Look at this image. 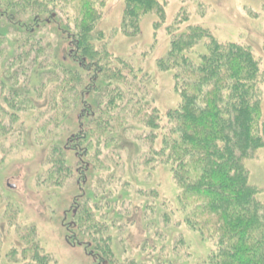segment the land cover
Listing matches in <instances>:
<instances>
[{
    "label": "rangeland",
    "instance_id": "1",
    "mask_svg": "<svg viewBox=\"0 0 264 264\" xmlns=\"http://www.w3.org/2000/svg\"><path fill=\"white\" fill-rule=\"evenodd\" d=\"M157 1L163 6V17L155 13L143 16L138 32L131 37L121 30L123 1L104 0L98 7L100 18L93 32L96 46L104 45L112 60L122 59L136 67L138 81L148 87L152 107L164 114L177 104L172 74L161 70L158 60L167 53L168 33H179L193 25L208 30L219 42H234L250 49L259 62L260 104L264 113V0ZM64 15L65 12L61 16L67 22ZM29 21L27 16L18 19L19 23ZM37 30L44 50L57 51L58 58L67 56L72 38L67 35L66 43L56 44L49 35L50 26L44 29L38 25ZM16 38L12 35L3 44L13 45ZM45 57L47 60L49 53ZM7 58L0 60V87H4L2 91L0 88V126H6L0 131V263L8 262L13 251L16 259L22 261L26 243L19 235L24 229H32L47 264H102L93 244L97 239L91 234L94 229L110 236L112 254L107 264H202L210 242L181 222L176 201L179 190L168 167L144 164L146 142L141 136L142 126L125 122L108 130L112 136L94 148L95 157L86 153L82 158L78 145L69 139L80 138V133L86 132L79 125L82 105L86 102L94 106L100 90L84 94L78 102L67 101L63 112L62 95L57 96V107L50 104L51 89L55 87L52 80L60 78V70L47 68L48 61L39 58L43 62L39 66L28 61L32 66L28 73L19 68L7 71ZM74 59H68L67 68L80 67V61ZM95 69L93 63L77 71L88 83L96 75ZM12 75H16L14 83ZM94 88H102L100 79ZM14 90L21 96L17 102L2 98ZM3 118L6 124H2ZM92 134L80 144L89 146ZM53 147L67 151L62 162L70 164L68 179L50 165ZM98 160L102 167L96 166ZM86 161H91V165L85 170L86 181H81L78 171L87 166ZM244 163L250 185L264 201V148ZM54 172L59 178L49 176L47 180L45 176ZM94 191L97 193L93 208L88 211L95 225L80 228L73 223L74 210L92 200Z\"/></svg>",
    "mask_w": 264,
    "mask_h": 264
},
{
    "label": "trees",
    "instance_id": "2",
    "mask_svg": "<svg viewBox=\"0 0 264 264\" xmlns=\"http://www.w3.org/2000/svg\"><path fill=\"white\" fill-rule=\"evenodd\" d=\"M103 1L0 0V60L8 57L6 70L19 68L28 73L32 67L28 61L36 66L43 64L39 58L48 61L47 68L61 71L60 78L52 80L55 87L51 89L50 104L57 107V96L62 95L63 112L67 101L78 102L84 94L100 90L94 106L85 100L82 105L80 116L85 119L79 125L86 132L80 133V138L69 139L78 145L82 153L79 155L84 158L88 153L95 157L94 148L112 136L110 131L125 122L138 123L146 142L144 164L152 162L168 167L179 190L176 201L181 222L202 240L210 242L202 264H264V201H260L258 191L250 185L244 163L264 148L258 60L248 47L219 42L201 26L189 25L179 33L170 31L167 53L158 60V66L172 74L178 101L163 114L149 103L148 87L138 81L136 67L122 59L112 60L104 45L96 46L93 32L100 18L98 7ZM122 1L121 30L131 37L138 32L143 16L155 13L163 17V6L157 0ZM64 12L67 22L61 16ZM22 16L30 21L19 23ZM38 25L44 29L50 26L49 35L55 43H66L67 35L72 38L67 56L58 58L57 51L40 46ZM12 35L17 37L14 44L4 45ZM8 49L12 52L7 55ZM46 53H49L47 60ZM70 57L80 61L78 71L95 63L96 75L88 83L84 82L80 72L66 67ZM15 76L10 77L12 83L16 81ZM98 79L102 88H94ZM26 82L29 84L31 80ZM2 98L13 103L21 96L14 90L7 91ZM5 121L3 118L2 124ZM5 127L0 126V131ZM91 133L89 146L80 144ZM66 154L65 149L53 147L49 158L53 170L58 169L63 179L69 178L70 164L62 162ZM82 158L78 160L82 162ZM89 164L91 161H86V167L81 166L78 171L81 181H86L83 177ZM96 166L102 167L100 160ZM55 173L45 177L57 178ZM96 193L92 200L74 210L72 219L76 226L95 225L88 210L93 208ZM93 230L91 234L97 238L93 240L96 255L102 264H107L112 254L110 236L104 230ZM32 235V229H24L19 235L26 243L22 261L16 259L13 251L9 261L0 264H47Z\"/></svg>",
    "mask_w": 264,
    "mask_h": 264
}]
</instances>
